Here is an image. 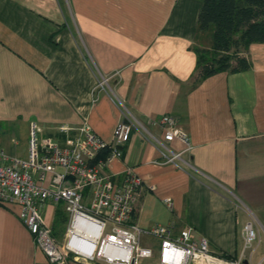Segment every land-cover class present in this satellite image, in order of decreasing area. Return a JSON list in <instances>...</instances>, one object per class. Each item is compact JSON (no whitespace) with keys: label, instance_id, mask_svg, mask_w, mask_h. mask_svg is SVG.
Wrapping results in <instances>:
<instances>
[{"label":"crops","instance_id":"crops-1","mask_svg":"<svg viewBox=\"0 0 264 264\" xmlns=\"http://www.w3.org/2000/svg\"><path fill=\"white\" fill-rule=\"evenodd\" d=\"M200 8V0H0V142L24 158L33 122L59 143V127L73 135L83 122L110 142L125 115L161 138L148 121L172 115L190 143L168 144L179 159L164 160L134 129L103 171L120 182L130 170L142 181L140 227H190L211 251L237 256L247 221L257 222L255 252L258 224L264 231V43L245 51L249 68L193 84L195 48L212 40L198 30ZM19 210L0 203V264H51ZM42 214L63 243V204L48 200Z\"/></svg>","mask_w":264,"mask_h":264},{"label":"built area","instance_id":"built-area-1","mask_svg":"<svg viewBox=\"0 0 264 264\" xmlns=\"http://www.w3.org/2000/svg\"><path fill=\"white\" fill-rule=\"evenodd\" d=\"M107 80L101 77L98 85ZM148 123L162 127L161 138L125 115L115 125L110 142L83 122L73 135L68 134V126L59 127L66 136L63 143L42 136L41 127L31 123L24 158L10 155L0 142V203L19 205V218L51 264H141L150 258L157 264H255L252 259L259 235L252 220L243 226L237 256L211 251L205 238H194L190 227L176 231L173 225L157 223L142 228L133 221L142 181L130 170L120 182L114 181L103 171L108 161L121 155L134 129L143 131L166 161L180 158V152L169 149L170 142L179 140L190 148L187 133L172 115ZM103 148L109 149L104 160L97 157ZM48 200L62 203L67 214L63 243L57 242L44 220L42 211ZM164 202L171 207L170 199ZM143 237L152 241L144 242ZM256 264H264V256Z\"/></svg>","mask_w":264,"mask_h":264},{"label":"trees","instance_id":"trees-1","mask_svg":"<svg viewBox=\"0 0 264 264\" xmlns=\"http://www.w3.org/2000/svg\"><path fill=\"white\" fill-rule=\"evenodd\" d=\"M200 1L198 30H210L212 40L209 48H195L193 84L221 71L249 68L245 51L252 43H264V0ZM108 155L109 149L103 148L97 157L104 160Z\"/></svg>","mask_w":264,"mask_h":264},{"label":"rangeland","instance_id":"rangeland-1","mask_svg":"<svg viewBox=\"0 0 264 264\" xmlns=\"http://www.w3.org/2000/svg\"><path fill=\"white\" fill-rule=\"evenodd\" d=\"M255 223H257V222H255ZM255 223H254V225H255ZM258 227H259V229H260V238H261V240H260V243H259V245H258V247H257V250H256V252L254 253V256H253V259H252V261L256 264L258 261V258L262 255V254H264V231H263V229L261 228V226L258 224ZM148 240V239H147ZM146 240V241H147ZM151 241H152V239H150ZM150 240H148V241H150ZM143 262V264H148L147 263V261H142Z\"/></svg>","mask_w":264,"mask_h":264}]
</instances>
